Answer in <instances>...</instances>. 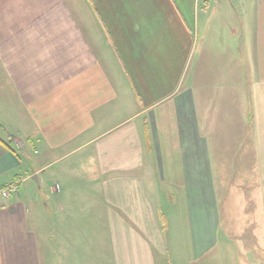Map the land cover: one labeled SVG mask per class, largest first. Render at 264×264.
Returning <instances> with one entry per match:
<instances>
[{
    "label": "crops",
    "instance_id": "crops-1",
    "mask_svg": "<svg viewBox=\"0 0 264 264\" xmlns=\"http://www.w3.org/2000/svg\"><path fill=\"white\" fill-rule=\"evenodd\" d=\"M236 1L0 0V264H264V0Z\"/></svg>",
    "mask_w": 264,
    "mask_h": 264
},
{
    "label": "rangeland",
    "instance_id": "rangeland-1",
    "mask_svg": "<svg viewBox=\"0 0 264 264\" xmlns=\"http://www.w3.org/2000/svg\"><path fill=\"white\" fill-rule=\"evenodd\" d=\"M247 1L248 0H240V1H236V3H235V5L234 6H240L239 5V2H240V4L242 5V4H246L247 5ZM220 9H221V7H220ZM210 129H204V135L206 134L207 136H209V133H210ZM206 135H205V137H206ZM29 184L33 187V190L31 191V192H26L27 194H29V198H32V199H34V198H36L37 197V193H36V185H35V183L32 181V180H30L29 181ZM24 189H25V187H23V191L21 192L20 191V194H24L25 193V191H24ZM26 190V189H25ZM208 194H210L209 193V191H208ZM14 195H16V194H14ZM36 195V196H35ZM21 197H22V195H21ZM36 200V199H35ZM38 202H40L39 200H38ZM44 227L45 228H48L49 226L48 225H44ZM49 232H50V229H49ZM245 250V252H247L246 250H248L247 248L246 249H244ZM249 258V257H248Z\"/></svg>",
    "mask_w": 264,
    "mask_h": 264
},
{
    "label": "built area",
    "instance_id": "built-area-1",
    "mask_svg": "<svg viewBox=\"0 0 264 264\" xmlns=\"http://www.w3.org/2000/svg\"><path fill=\"white\" fill-rule=\"evenodd\" d=\"M15 189H16V186L11 185V186L7 187L6 189L2 190L0 192V195L3 197H8L12 193V191H14Z\"/></svg>",
    "mask_w": 264,
    "mask_h": 264
}]
</instances>
